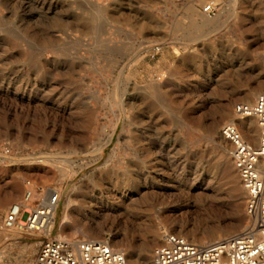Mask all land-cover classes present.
<instances>
[{
    "label": "rangeland",
    "instance_id": "rangeland-1",
    "mask_svg": "<svg viewBox=\"0 0 264 264\" xmlns=\"http://www.w3.org/2000/svg\"><path fill=\"white\" fill-rule=\"evenodd\" d=\"M263 71L264 0H0V225L30 181L72 191L59 235L136 255L156 230L136 264H151L164 231L196 241L246 226L220 143L229 122L212 124L221 99L236 97L234 113L264 91ZM18 235L0 229V264L33 257Z\"/></svg>",
    "mask_w": 264,
    "mask_h": 264
},
{
    "label": "built area",
    "instance_id": "built-area-1",
    "mask_svg": "<svg viewBox=\"0 0 264 264\" xmlns=\"http://www.w3.org/2000/svg\"><path fill=\"white\" fill-rule=\"evenodd\" d=\"M216 9L213 1L201 8L207 15ZM233 110L240 118L253 117L258 127L257 145L234 124L225 123L220 129L232 147V163L245 190L244 210L250 224L205 243L164 231L152 250L151 264H264V91L252 103H237ZM57 207L58 195L52 188L42 200L25 189L3 215L4 227L20 231L14 238L17 243H37L31 264H127L125 253L113 248L107 237L59 236Z\"/></svg>",
    "mask_w": 264,
    "mask_h": 264
},
{
    "label": "bare ground",
    "instance_id": "bare-ground-1",
    "mask_svg": "<svg viewBox=\"0 0 264 264\" xmlns=\"http://www.w3.org/2000/svg\"><path fill=\"white\" fill-rule=\"evenodd\" d=\"M190 9V8H189ZM204 20V19H203ZM52 41V40H51ZM50 43V42H49ZM257 80H256V86L254 87L253 89V92H256V91H259L261 90L262 87H264V71L263 73L260 75V76H257L256 77ZM152 85V84H151ZM153 86V85H152ZM157 86V85H156ZM239 91V90H238ZM260 92V91H259ZM92 94V93H91ZM242 94L246 97L249 96V93L243 91ZM2 95V94H1ZM255 96V95H254ZM253 97V95H252ZM256 97V96H255ZM30 98V97H29ZM236 100V97L235 96H228V97H225L223 100L221 99L220 101V104H219V107H218V119L215 120L212 124V130H214L216 128V124L218 121L220 120H227L229 123L231 124H234L238 130L241 132V134L243 135V137H245L246 139L250 140V142L254 145H257V141H258V127H257V124H256V121L254 122V119L253 117H245V118H240L237 116V114L234 112H232V104L233 102ZM129 102V101H128ZM136 107V105H135ZM134 107V108H135ZM134 110V109H133ZM136 110V109H135ZM234 111V110H233ZM92 117V116H90ZM218 126V125H217ZM216 130V129H215ZM136 134V133H135ZM146 137V136H145ZM149 138V137H148ZM145 139V138H144ZM151 139V138H150ZM86 140V139H85ZM219 142V141H218ZM220 143L223 145V147L225 149H228L230 148V144L227 140H225L222 135L220 134ZM219 145V144H218ZM149 146V145H148ZM230 151V150H229ZM229 155V154H228ZM226 157V156H224ZM29 161H37V160H34V159H31V158H28ZM225 160V159H224ZM15 161V160H14ZM226 169H227V177H228V183L230 184V188H231V191L233 193H238L239 191V182H238V178H237V175H236V168L233 166V163H232V159H231V156H227L226 157ZM65 173V172H64ZM35 176V174H34ZM40 178V177H38ZM49 178V177H48ZM36 180V179H35ZM37 181V180H36ZM24 183V182H23ZM157 183V182H156ZM25 185H26V189H28L33 196H36L39 200H42L44 199L45 197V194H46V191L51 189L50 187L46 186V185H43V186H38V185H35L33 183H31L30 181H26L25 182ZM53 189V188H52ZM244 189V188H243ZM53 190H55V192L57 193L58 195V203H59V199H61V197L63 198V203H64V206H63V214H62V223H61V227L60 229H62V226H63V223L67 220L68 216H69V213L71 212V207H72V203H73V200L71 199V192L70 191H67V192H64V190L62 189H59V188H54ZM70 190V189H69ZM137 192H138V195L140 196L141 200L143 201H146V199L148 198V193L147 191H142L139 187V185H137V188L135 189ZM203 191V190H202ZM245 192V190H244ZM201 194L203 192H200ZM199 194V193H198ZM73 197V196H72ZM245 197V195H244ZM4 199V198H3ZM7 199V198H6ZM20 200V199H19ZM139 201V199H132V198H129L128 199V203L131 204V208H137L139 207L137 204L138 203H141L143 201ZM9 201V200H8ZM18 201V200H17ZM16 201V202H17ZM5 202V201H4ZM7 203V202H6ZM5 204V203H4ZM9 204V203H8ZM12 205V204H11ZM10 205V206H11ZM75 205V204H74ZM7 206V205H6ZM9 206V207H10ZM81 206V205H80ZM234 208H235V211L237 212V218L238 219H242V216L240 215L239 213V210H238V207H237V204H234L233 205ZM4 207V206H3ZM8 207V208H9ZM127 207V206H126ZM88 208H91V207H88ZM82 209V208H81ZM88 211H90V209H87ZM80 211V210H79ZM245 211V210H244ZM86 212V211H85ZM246 214V212H245ZM247 215V214H246ZM248 217V216H247ZM245 217V219L247 220V225L250 224V218L248 217ZM87 221V220H86ZM79 221L76 219V218H73L72 219V224L69 226V228L73 229L75 228L76 224L78 223ZM88 222V221H87ZM232 222V221H231ZM237 226H234V227H226L224 228V230H217L215 234L213 235H210L209 237H206L205 235L204 236H200L198 237L197 239H195L196 241L194 242H197V243H205V242H209L211 241V239H215V238H220L222 237L223 235H228V234H231L233 233V231L235 230ZM245 227V225L243 226ZM0 229L1 230H4L6 232H20L18 228H6L3 226V223L1 222V225H0ZM83 232V231H82ZM83 233H87L86 232H83ZM199 233V232H198ZM8 234V233H7ZM59 235V234H58ZM59 236H63V235H59ZM65 236V235H64ZM158 237V233L157 231L155 230L154 232V238L152 240H150L149 242H147L145 244V247L142 248L136 255H134L133 252L129 251L127 252V254H125L126 256V260H127V263H130L131 264H136L137 263V260L139 259H143V260H146V259H149V252H150V245H153L154 242L156 241ZM73 238H77V237H73ZM162 240V239H161ZM110 245L115 248L111 242L109 241ZM129 248V247H128ZM4 249H5V246L1 247L0 248V263H4L8 260V252L5 253L4 252ZM121 251H123L122 249H119ZM126 250V249H125ZM124 252V251H123ZM125 253V252H124ZM25 250H22L21 251V259H17L15 258L14 259V264H21V261H23V257L25 256ZM32 260V258H31ZM31 260L28 262V264H31Z\"/></svg>",
    "mask_w": 264,
    "mask_h": 264
}]
</instances>
